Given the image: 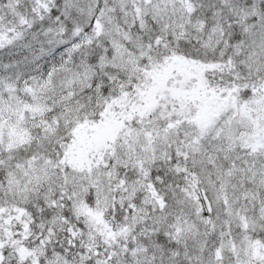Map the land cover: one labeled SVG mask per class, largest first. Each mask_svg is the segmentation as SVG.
<instances>
[{"label": "snow or ice", "instance_id": "1", "mask_svg": "<svg viewBox=\"0 0 264 264\" xmlns=\"http://www.w3.org/2000/svg\"><path fill=\"white\" fill-rule=\"evenodd\" d=\"M0 264H264V0H0Z\"/></svg>", "mask_w": 264, "mask_h": 264}]
</instances>
